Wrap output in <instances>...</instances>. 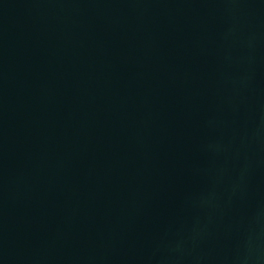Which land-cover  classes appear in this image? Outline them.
Wrapping results in <instances>:
<instances>
[{
  "label": "water",
  "instance_id": "obj_1",
  "mask_svg": "<svg viewBox=\"0 0 264 264\" xmlns=\"http://www.w3.org/2000/svg\"><path fill=\"white\" fill-rule=\"evenodd\" d=\"M0 264H214L176 0H0Z\"/></svg>",
  "mask_w": 264,
  "mask_h": 264
}]
</instances>
